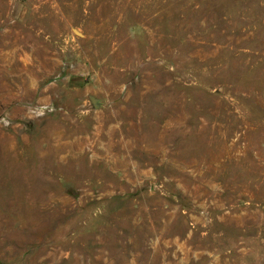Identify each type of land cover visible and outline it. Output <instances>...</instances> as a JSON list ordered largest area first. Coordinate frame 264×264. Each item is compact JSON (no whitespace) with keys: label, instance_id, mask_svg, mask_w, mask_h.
I'll list each match as a JSON object with an SVG mask.
<instances>
[{"label":"rangeland","instance_id":"374dc122","mask_svg":"<svg viewBox=\"0 0 264 264\" xmlns=\"http://www.w3.org/2000/svg\"><path fill=\"white\" fill-rule=\"evenodd\" d=\"M0 264H264V0H0Z\"/></svg>","mask_w":264,"mask_h":264},{"label":"water","instance_id":"95a60500","mask_svg":"<svg viewBox=\"0 0 264 264\" xmlns=\"http://www.w3.org/2000/svg\"><path fill=\"white\" fill-rule=\"evenodd\" d=\"M91 102H92V104H93L95 109L98 108V105L96 104V100L95 99L91 98Z\"/></svg>","mask_w":264,"mask_h":264},{"label":"trees","instance_id":"16d2710c","mask_svg":"<svg viewBox=\"0 0 264 264\" xmlns=\"http://www.w3.org/2000/svg\"><path fill=\"white\" fill-rule=\"evenodd\" d=\"M20 261H22V260H20Z\"/></svg>","mask_w":264,"mask_h":264}]
</instances>
